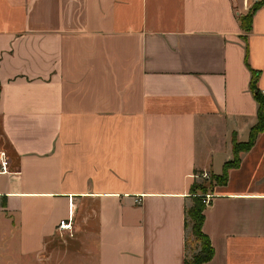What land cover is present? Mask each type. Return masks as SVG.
Returning <instances> with one entry per match:
<instances>
[{"label":"crops","instance_id":"obj_1","mask_svg":"<svg viewBox=\"0 0 264 264\" xmlns=\"http://www.w3.org/2000/svg\"><path fill=\"white\" fill-rule=\"evenodd\" d=\"M251 86L264 0H0V264L81 241L84 264H182L191 185L225 165L200 264H264V125L233 152Z\"/></svg>","mask_w":264,"mask_h":264},{"label":"trees","instance_id":"obj_2","mask_svg":"<svg viewBox=\"0 0 264 264\" xmlns=\"http://www.w3.org/2000/svg\"><path fill=\"white\" fill-rule=\"evenodd\" d=\"M254 5L253 7H255ZM249 19L250 13L246 14L244 17L238 19L241 29L246 32L249 28ZM246 20V23H244ZM252 94L254 99L258 103L257 109V123L255 126L249 131V140L245 147H237L233 145V152L236 153L238 150H244L248 147L253 139V137L259 133L263 128V101L264 98L259 99V93L251 86ZM261 95V94H260ZM262 96V95H261ZM227 170V165L224 166L222 175L218 178H209L207 181L202 180L201 182L206 183V185H196L193 183L189 190V194L191 195V205L187 209H185V220L184 227L185 229H190V234L192 240L194 241L195 247L197 248L196 252L191 254L189 257L187 256V243H189L187 237L184 241L185 247V256L182 261V264H200L209 260L213 255V249L205 235L201 232V224L203 220L202 211L203 205L201 204L200 195L205 194L207 191V187L210 186L211 182L216 184H222L225 181V173Z\"/></svg>","mask_w":264,"mask_h":264},{"label":"rangeland","instance_id":"obj_3","mask_svg":"<svg viewBox=\"0 0 264 264\" xmlns=\"http://www.w3.org/2000/svg\"><path fill=\"white\" fill-rule=\"evenodd\" d=\"M244 23H246V20H244ZM195 184L199 185V186L200 185H206V183L201 182V180H198ZM190 231H191L190 229H187V239L189 241V243H187V256L188 257L191 254H193L194 252H196V250H197V248L195 247L194 241L192 240ZM65 243H66V241L61 242V244H65ZM91 243H92V241L89 239L88 245L90 247H91ZM71 248L72 249L70 252H64L63 250H61V252H60L59 250H57L56 247L53 248V250H54L53 253L50 256V253H51L50 252L48 254V256H46L43 259V264H52V263H56V264H84L85 260H83V258H84V253H86V252H84L82 249H87L85 247V244H83V242L81 241L80 245L78 243V246H76L75 248L72 246ZM55 251L59 252V255ZM87 263L89 264V261H87ZM33 264H34V262H33Z\"/></svg>","mask_w":264,"mask_h":264},{"label":"built area","instance_id":"obj_4","mask_svg":"<svg viewBox=\"0 0 264 264\" xmlns=\"http://www.w3.org/2000/svg\"><path fill=\"white\" fill-rule=\"evenodd\" d=\"M260 94L264 96V91H261ZM263 106H264V101H263ZM8 173V167H7V162L5 160V157L3 154L0 155V175H4ZM195 178L199 180H207L208 176L204 173L199 175L198 177L195 176ZM201 198V204L203 207H206L209 204L210 196L207 194L200 195ZM56 230L61 232V231H69L71 230V217L70 214L67 215L65 219H61L58 221Z\"/></svg>","mask_w":264,"mask_h":264}]
</instances>
